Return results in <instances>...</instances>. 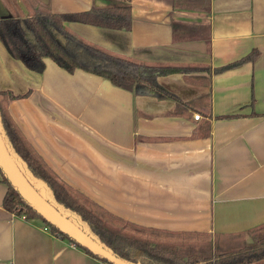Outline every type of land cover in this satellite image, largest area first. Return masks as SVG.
<instances>
[{
    "label": "crops",
    "instance_id": "1",
    "mask_svg": "<svg viewBox=\"0 0 264 264\" xmlns=\"http://www.w3.org/2000/svg\"><path fill=\"white\" fill-rule=\"evenodd\" d=\"M36 1L65 12L125 0ZM183 1L130 0L129 29L64 21L137 61L200 66L158 76L179 99L69 70L50 56L43 70L32 69L1 39L0 89L23 94L8 109L47 163L111 212L214 241L247 240L264 222V0ZM15 2L28 12L25 0ZM10 13L0 0V15ZM8 188L0 169V264H113L42 217L8 209Z\"/></svg>",
    "mask_w": 264,
    "mask_h": 264
},
{
    "label": "trees",
    "instance_id": "2",
    "mask_svg": "<svg viewBox=\"0 0 264 264\" xmlns=\"http://www.w3.org/2000/svg\"><path fill=\"white\" fill-rule=\"evenodd\" d=\"M25 1L27 13L14 9L17 5L15 0H7L11 13L0 15V39L13 56L22 59L32 69L43 70L45 57L50 56L69 70L81 67L140 93L179 99L158 81V76L173 71H192L200 67L137 61L83 38L64 24L65 20H78L129 29L132 24L130 0L110 6L93 5L86 10L65 12H54L50 6L36 0ZM182 3L188 5L190 2L184 0ZM256 54L257 51L252 50L236 60L216 66L215 70L235 66ZM21 95L23 94L0 89V129L10 142L12 152L23 161L35 185H45L48 197L57 203L60 210L75 215L84 228L112 252L125 260L140 264H264V228L242 245L211 247L210 244L206 245L211 236L208 232L173 230L128 220L111 212L83 190L61 178L26 137L8 109V100ZM0 169L9 184L4 205L20 215L42 217L11 183L1 166ZM43 219L50 229L81 245L56 224ZM263 226L264 222L255 227ZM191 240L194 242L191 243ZM189 244L199 247L187 251ZM83 247L89 253L109 261L105 256Z\"/></svg>",
    "mask_w": 264,
    "mask_h": 264
},
{
    "label": "water",
    "instance_id": "3",
    "mask_svg": "<svg viewBox=\"0 0 264 264\" xmlns=\"http://www.w3.org/2000/svg\"><path fill=\"white\" fill-rule=\"evenodd\" d=\"M0 166L20 194L32 204L43 218L56 224L60 230L73 237L82 246L105 256L113 264H140L125 260L112 252L91 235L75 215L62 212L57 203L48 197L46 186L37 187L35 185L34 179L27 172L23 161L12 152L11 144L1 129Z\"/></svg>",
    "mask_w": 264,
    "mask_h": 264
},
{
    "label": "rangeland",
    "instance_id": "4",
    "mask_svg": "<svg viewBox=\"0 0 264 264\" xmlns=\"http://www.w3.org/2000/svg\"><path fill=\"white\" fill-rule=\"evenodd\" d=\"M102 213V212H101ZM264 228V226L263 227H261V229L258 231V232H256V233H259L260 231H262V229ZM224 238H218V240H213V238H211V236H210V239L206 242L207 244L206 245H211V247H213L214 245H216V246H218V247H222V248H229V247H234V246H237V245H242L243 243H245V242H247V241H250V240H252V238L251 237H249V238H247V240H246V238H232V239H230V240H228V239H224ZM196 240V239H195ZM206 240V239H205ZM191 243H193L194 242V240H191L190 241ZM214 243V244H213ZM199 246H197L196 244H189V247L188 248H186V250L187 251H189V250H191V249H194V250H196L197 248H198Z\"/></svg>",
    "mask_w": 264,
    "mask_h": 264
},
{
    "label": "built area",
    "instance_id": "5",
    "mask_svg": "<svg viewBox=\"0 0 264 264\" xmlns=\"http://www.w3.org/2000/svg\"><path fill=\"white\" fill-rule=\"evenodd\" d=\"M201 116V113L200 112H198V111H196V112H194V117L195 118H199ZM48 226V225H47ZM50 228V227H49Z\"/></svg>",
    "mask_w": 264,
    "mask_h": 264
}]
</instances>
